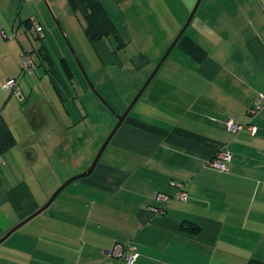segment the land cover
I'll use <instances>...</instances> for the list:
<instances>
[{
  "label": "crops",
  "instance_id": "0c3cea01",
  "mask_svg": "<svg viewBox=\"0 0 264 264\" xmlns=\"http://www.w3.org/2000/svg\"><path fill=\"white\" fill-rule=\"evenodd\" d=\"M44 1L61 13L56 18L61 26H65L61 18L70 24L69 31L76 26L78 31L80 24L86 37L85 13L77 0H0V122L15 141L8 150L0 149V239L42 208L63 183L49 164L38 172V181L43 182L39 186L35 172L24 166L25 153L18 141L29 133L21 131L19 137L17 130L21 124L29 126V121L9 109L2 94L22 97L40 84L47 86L58 104H45L46 110L33 114L39 118L38 128L51 126L50 121L56 124L45 139L53 142L49 147L63 162L70 149L74 154L70 158L76 156L78 141L99 134L94 125L91 131L79 128L88 118L75 95L87 92L45 20ZM99 1L124 46L116 50L114 38L92 44L86 37L95 62L86 56L82 65L93 87H105L119 73L133 76L125 110L197 0ZM129 13L138 18L157 14L158 31L141 36L139 26L126 18ZM163 18L167 21H159ZM32 19L45 29L42 40L26 23ZM46 27L60 49L58 63L49 50ZM40 48L50 62L44 59L33 74L21 77L22 53ZM13 78H20L19 93L2 89ZM152 83L156 88L144 104L138 100L93 174L68 186L45 220L1 248L0 264H121L107 256L116 244L136 245L140 256L135 264H264V105L250 115L255 99L264 95V0H202L145 92ZM227 120L245 129L231 133ZM220 151L231 154L227 172L209 165ZM12 162L24 169L23 174L29 173L14 181ZM42 173L53 174L50 185ZM181 190L188 194L185 202L178 197ZM157 193L171 199L162 206L164 212L156 214L152 208L159 207Z\"/></svg>",
  "mask_w": 264,
  "mask_h": 264
},
{
  "label": "rangeland",
  "instance_id": "374dc122",
  "mask_svg": "<svg viewBox=\"0 0 264 264\" xmlns=\"http://www.w3.org/2000/svg\"><path fill=\"white\" fill-rule=\"evenodd\" d=\"M49 5H50L49 2H45V1L43 2L44 13L46 17L45 20L47 22L49 21L50 26L53 28V30H55V34L57 36L58 41L61 43V46L67 53L69 59L74 64L77 74L79 76V80L83 82V85L85 86V90L87 92V95L85 96L83 95L77 96V94L75 95V98H76L75 103L78 104L82 112L86 110L85 113L87 114V118H88L87 121L82 124L83 126L79 128L83 129L84 127L85 129H89L91 131L94 125L95 127L98 128V131H99L98 136L92 134L91 136L84 138L82 141H78L76 144V148L78 147V149L80 150L78 151V153L76 151L77 154L74 158H70L74 154H73V151H71V149L70 151H68V147H67L66 150L68 151L67 152L68 154L70 152V156H68V154L65 153V155H63V158H64L63 159L64 162H63L62 159L58 156L57 152H52V149H50L49 145L53 144V142H51V140L48 138L45 139L47 135L52 134L51 128H55L56 124L55 123L53 124L54 121L52 122L50 121L51 126L46 127L44 129H41V127L38 128L39 118H37L36 115L33 114L37 110H46L47 106L45 104H58V102H56L54 97L51 94H49L50 91L48 90L47 86H43L42 84H40L39 86H36L35 88H33V90L31 88L25 91V94H23L22 97L18 96L17 94L11 96V93H3L2 96H3V103L5 104L9 103V109L13 108V112L24 114L26 116V119L29 121V126L28 124L26 125V123L21 124L20 126H18V130H17L19 137H21L20 135L22 134L23 131L27 134L29 133L28 134L29 136L26 137L25 140L21 139L18 141L19 147H21L25 153L23 156L24 166H27L26 168H28V170L30 169V171L35 172V175H36L35 180L37 184L41 186L43 182L38 181V177H39L38 172L39 170H41L42 168L50 164L51 166L50 169H53L54 171H56L57 175L63 180V183L59 186L60 188L67 180L84 173L85 171H87V169L90 168L100 148L102 147L104 142L108 139V137L110 136V134L116 127L118 123V117H121L126 112V110L128 109V107L133 102V100L135 99V97L137 96V94L139 93L141 89L136 93V96H134V98L131 100L127 108L123 110L124 104L127 103L126 99H128V97H130L131 95L130 94V84H131L130 82H132L133 80V76L129 77L128 72L124 74L119 73V76L117 78L114 77L112 80L106 82L107 85H105V87L100 86V85L93 87L86 75L85 67H83V65L86 60V56L88 57L90 56V58L93 57L91 58L93 62H95V60H94V55L90 47L91 45L87 41L83 33L82 27L79 24V30L77 31L78 26H76L73 31L70 30L71 34L70 36H68L70 32L69 29L71 27L70 24L67 23L65 18H61L62 21L65 22L64 24L65 26L64 27L61 26L59 24L61 22L57 21L56 19L60 17L61 13H55ZM145 15L146 17L142 16L138 18L139 16H136L134 13H129L126 18L131 23L137 24L139 26V31H141V36H147L149 34L153 36L158 31L157 30L158 28L154 25V22H155L154 20L156 19L157 14L154 13L152 17L150 16V13H145ZM189 16L187 20L189 19ZM163 19L164 20L161 19L159 21L161 22L167 21L165 18ZM80 20L82 24L83 22L85 23L82 17ZM146 21L151 26H149L146 23ZM118 22L122 26V21L120 20ZM42 24L45 25V21L44 22L42 21ZM168 24L169 22L167 23V25ZM185 24H183L182 28L185 26ZM182 28L180 29V31L182 30ZM48 29L49 28H47V31H48L47 34H49V37L51 38V43L50 44L47 43V44H48V47L52 54L53 59L58 63V60L60 59L59 58L60 49L56 45V42L50 36L49 32L51 30L50 29L48 30ZM127 29L128 28H122L123 31H126ZM136 46L137 45L135 42L132 45V48H135ZM148 47L150 48V50H152L153 48L152 45L151 46L148 45ZM130 50L133 51V49H130ZM131 52L127 51L126 53H129L128 55H130ZM160 60L158 61V63L160 62ZM154 69L152 70V72L154 71ZM36 82L38 83V80L35 79L34 83L37 85ZM43 84H45V82H43ZM126 88H127V91L125 92ZM155 88H156L155 83H152L151 87L146 92L144 91V93L142 94L137 104H144L148 100L152 92L151 90H154ZM128 94L129 96L126 98L125 96ZM52 99L53 101L54 100L55 101L52 102ZM3 103H2V106L5 105ZM42 104H44V106ZM119 112H122V114H119ZM10 115L12 116V114ZM30 129H32L33 134H31L32 132H30ZM60 144L64 145L65 141L64 140L60 141ZM32 153H33V156L29 158L28 155L29 154L32 155ZM73 168H75L76 170H74ZM10 169L12 171V175L14 176V181L18 180L17 178L21 176L25 177L26 174L29 173L27 172L23 174L24 169H22L21 166L17 165L15 162L11 163ZM83 170L84 172H82ZM40 175L42 177V180H44V183H46V185L51 184L50 179H52L53 174L42 173ZM54 193L55 192H53L52 195ZM51 210H52L51 208H48L41 215L37 216L32 221H30L28 224L23 226L20 230L15 232L10 238H8L0 246V250H4L1 248H4L5 246H9L12 243H14L16 240H18L19 236H21V234L27 228H30V226L35 225L36 223H39L45 220L44 218L47 215H49V213H51Z\"/></svg>",
  "mask_w": 264,
  "mask_h": 264
},
{
  "label": "built area",
  "instance_id": "2783aa9c",
  "mask_svg": "<svg viewBox=\"0 0 264 264\" xmlns=\"http://www.w3.org/2000/svg\"><path fill=\"white\" fill-rule=\"evenodd\" d=\"M26 1L32 2L34 0H26ZM31 30L32 33L36 35L42 36L44 34L43 26L36 19L31 20ZM38 64H39L38 56L33 50L23 52L21 56V65H20L21 77L27 74H33L38 68ZM19 81L20 78L9 79L2 84V89L7 92L14 91L19 93ZM263 105H264V95L260 94L255 99L254 105L250 111V115L254 116L257 113H259ZM226 126L231 133H237L245 129V126H242L233 120H227ZM249 130L251 131L252 134H255L257 131L255 127H249ZM230 161H231V154L226 151H220L209 162V165L211 168L216 169L220 172H227L228 171L227 164ZM178 197L181 201L185 202L187 201L188 194L184 190H181ZM154 199L159 204V207L152 208V212L157 214L164 212L162 206H165L170 201L171 198L165 194L157 193ZM107 256L119 260L121 264H135L140 254L138 252L136 245L134 244H129V245L116 244L111 250L107 252Z\"/></svg>",
  "mask_w": 264,
  "mask_h": 264
},
{
  "label": "trees",
  "instance_id": "16d2710c",
  "mask_svg": "<svg viewBox=\"0 0 264 264\" xmlns=\"http://www.w3.org/2000/svg\"><path fill=\"white\" fill-rule=\"evenodd\" d=\"M79 4L82 6V9L85 13V34L88 41L92 44L104 41L108 38H114L117 42V47L120 49L124 46L120 35L109 18L107 13L105 12L101 2L99 0H77ZM27 24L31 25V21H27ZM44 34L42 36L36 35L39 39L45 36V29L43 27ZM39 59V63L42 64L45 60L50 62V56L46 54V52L40 48L39 50H33ZM25 52V51H24ZM27 52V51H26ZM45 59V60H44ZM0 149L2 152L8 150L15 143L11 132L7 129V127L0 122Z\"/></svg>",
  "mask_w": 264,
  "mask_h": 264
},
{
  "label": "water",
  "instance_id": "95a60500",
  "mask_svg": "<svg viewBox=\"0 0 264 264\" xmlns=\"http://www.w3.org/2000/svg\"><path fill=\"white\" fill-rule=\"evenodd\" d=\"M202 0H197L195 7L193 8L189 19L187 20L185 26L182 28V30L180 31V33L178 34V36L175 38V40L173 41V43L171 44V46L168 48V50L166 51V53L164 54V56L162 57V59L160 60V62L158 63V65L155 67L154 71L152 72V74L150 75V77L147 79V81L145 82V84L143 85V87L141 88V90L139 91V93L137 94V96L135 97V99L133 100V102L130 104V106L128 107V109L126 110V112L121 116L118 117V123L116 125V127L114 128V130L112 131V133L110 134V136L108 137V139L104 142V144L102 145V147L100 148L96 158L94 159L92 165L90 166V168L85 171L84 173L72 177L71 179L67 180L59 189H57L55 191V193L52 195V197L49 199V201L42 207L40 208L38 211H36L35 213H33L32 215H30L29 217H27L26 219H24L21 223H19L17 226H15L14 228H12L5 236H3L0 239V245H2L8 238H10L15 232H17L18 230H20L23 226H25L26 224H28L30 221H32L34 218H36L38 215H40L41 213H43L45 210H47L52 204L53 202L56 200V198L68 187L70 186L72 183L85 179L89 176H91L93 174V172L95 171L97 165L100 162V159L105 151V149L108 147V145L110 144V142L112 141V139L114 138V136L116 135L117 131L120 129L121 125L123 124V122L127 119V117L129 116L130 112L132 111V109L134 108V106L136 105V103L138 102V100L140 99V97L142 96V94L144 93V91L146 90V88L148 87V85L150 84V82L152 81V79L155 77V75L158 73V71L160 70V68L162 67V65L164 64V62L166 61V59L169 57L170 53L172 52V50L176 47V45L178 44V42L180 41V39L183 37L185 31L187 30V28L189 27V25L191 24L200 4H201Z\"/></svg>",
  "mask_w": 264,
  "mask_h": 264
}]
</instances>
